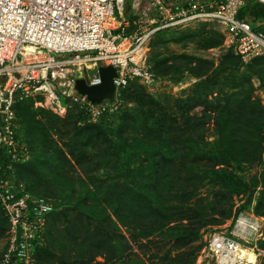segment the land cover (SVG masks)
Segmentation results:
<instances>
[{"label": "rangeland", "instance_id": "374dc122", "mask_svg": "<svg viewBox=\"0 0 264 264\" xmlns=\"http://www.w3.org/2000/svg\"><path fill=\"white\" fill-rule=\"evenodd\" d=\"M148 56L155 79L128 87L111 131L44 94L20 105L32 147L21 177L54 203L39 264H215L204 238L240 212L263 220L250 244L264 264V58L241 60L204 19L156 35Z\"/></svg>", "mask_w": 264, "mask_h": 264}, {"label": "built area", "instance_id": "2783aa9c", "mask_svg": "<svg viewBox=\"0 0 264 264\" xmlns=\"http://www.w3.org/2000/svg\"><path fill=\"white\" fill-rule=\"evenodd\" d=\"M124 4L0 0V212L7 225L0 264H36L54 210L51 198L29 191L18 174L31 157L18 123V103L44 94L59 110L73 106L87 122L115 124L125 109L128 85L155 79L148 64L149 42L196 19L221 24L241 60L264 56V0H128L127 11ZM108 65L115 68L111 97L94 102L77 91V78L99 84L98 68ZM261 106L264 114V91ZM262 221L251 223L247 212H240L229 232L207 234L204 251L215 264L247 263L239 256V245L256 252L250 243Z\"/></svg>", "mask_w": 264, "mask_h": 264}, {"label": "water", "instance_id": "95a60500", "mask_svg": "<svg viewBox=\"0 0 264 264\" xmlns=\"http://www.w3.org/2000/svg\"><path fill=\"white\" fill-rule=\"evenodd\" d=\"M98 71L100 77L99 84L87 85L82 78L75 80L77 91L86 94L94 102H98L104 97H111L114 89L112 77L115 75V68L112 65L99 66Z\"/></svg>", "mask_w": 264, "mask_h": 264}, {"label": "trees", "instance_id": "16d2710c", "mask_svg": "<svg viewBox=\"0 0 264 264\" xmlns=\"http://www.w3.org/2000/svg\"><path fill=\"white\" fill-rule=\"evenodd\" d=\"M260 13H262V11H260ZM164 32H166V31H164ZM164 32H160L159 34H163ZM159 34H157V35H159ZM262 58H264V56H263ZM132 83H133V82H131V83L128 85V87H129ZM128 87H127L126 90H125L124 97H125V94H126V91H127ZM24 101H25V100H24ZM24 101L18 103V104L16 105V107H15V110H16V114H17V116H18V123H19V125H20V129H21V131H22V133H23L24 139H25V141L27 142V144L29 145L30 150H31V152H32V147H31V144H30L29 139H28V136H27V126H26V124H25L23 118L21 117V115H20V113H19V107H20V105H21ZM122 113H123V112H122ZM122 113L119 115V117H118V119H117V121H116L115 124H112V125H111V124H107V123L100 122V123H97V125L103 126L106 130L111 131V129H114V128L117 126V124H118V122H119V120H120V117H121ZM260 129H261V137H262V139L264 140V114H263V116H262V120H261V124H260ZM43 145H45V144H43ZM261 152H262V151H260V153H261ZM261 154H264V153L262 152ZM259 155H260V154H259ZM38 161H39V162H38V165H49V164H53V163H54V157H53V156H48V157H47V156H44V157H42L41 159H38ZM25 164H26V163H25ZM25 164H22V165H20V166L18 167V174H19V176H20L21 179H22V177H21V170H22V168H23V166H24ZM22 180H23V179H22ZM23 181H24V180H23ZM24 182H25V181H24ZM26 186H27V185H26ZM27 189H28L29 191H31L28 187H27ZM31 192L34 193L33 191H31ZM45 196H46V195H45ZM249 202H250V197L246 200L245 204H243L242 206L239 207V210L244 209L245 207H247ZM50 215H51V214H50ZM50 215H49V216H50ZM48 219H49V218H48ZM47 242H48V235H47V233H46V246H45L44 248H42V249H40V250L37 251L36 264H39V257H40V254H41L43 251H45V249H46V247H47ZM81 254H82V252H80L78 255H81Z\"/></svg>", "mask_w": 264, "mask_h": 264}, {"label": "bare ground", "instance_id": "6f19581e", "mask_svg": "<svg viewBox=\"0 0 264 264\" xmlns=\"http://www.w3.org/2000/svg\"><path fill=\"white\" fill-rule=\"evenodd\" d=\"M29 49H32L31 46H28ZM90 66V64H89ZM247 217L249 218V221L252 223L253 220H260L258 217L253 215L252 213H247ZM262 220V219H261ZM239 256L240 258H247V263L243 264H256L257 261V254L252 250V248H249L247 245L240 244L239 245Z\"/></svg>", "mask_w": 264, "mask_h": 264}]
</instances>
